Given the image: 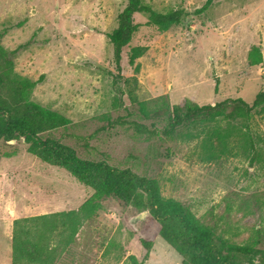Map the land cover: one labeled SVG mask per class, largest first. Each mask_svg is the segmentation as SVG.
Segmentation results:
<instances>
[{
	"label": "rangeland",
	"instance_id": "1",
	"mask_svg": "<svg viewBox=\"0 0 264 264\" xmlns=\"http://www.w3.org/2000/svg\"><path fill=\"white\" fill-rule=\"evenodd\" d=\"M145 1L159 12L193 14L164 32L136 16L133 44L148 49L137 61L138 73L124 59L123 75L131 81L121 83L119 106L113 104L116 68L106 34L117 27L127 0H0L1 43L9 50L27 44L14 58L15 70L42 77L34 100L70 118L49 135L82 158L157 179L164 197L181 201L231 243L259 241L264 248V112L247 132L231 121L148 139L131 123L164 127L165 115L156 114L161 96L181 110L188 100L204 105L240 97L252 103L264 91V0H214L200 14L194 11L206 0ZM255 45L263 54L259 65L248 59ZM146 101L147 120L140 112ZM92 194L64 168L29 153L23 138L0 142V264H12L15 219L78 210ZM148 224V211L109 197L83 221L56 264H134L129 256L142 259ZM145 264H182V257L158 236Z\"/></svg>",
	"mask_w": 264,
	"mask_h": 264
},
{
	"label": "trees",
	"instance_id": "2",
	"mask_svg": "<svg viewBox=\"0 0 264 264\" xmlns=\"http://www.w3.org/2000/svg\"><path fill=\"white\" fill-rule=\"evenodd\" d=\"M213 2L206 0L194 12L200 14L206 11ZM191 14L185 9L159 12L145 0H127L117 27L106 34L113 46L116 68V73L112 74V85L116 92L114 105L119 106L121 94L125 93L121 83L131 81V78L126 79L123 75L124 59L133 67L134 73H138L137 61L148 49L147 46L133 44L140 27L136 16L145 15L148 26L164 32ZM5 33L6 30L0 31V142L23 138L29 153L46 163L64 168L78 182L93 189V194L78 210L15 219L12 264H56L64 248L75 241L83 221L94 216L101 208L102 201L109 197L133 206L138 213H149L145 232L147 237L140 239L145 253L140 261L130 255L134 264H145L158 236L176 250L182 257V264H264V248L259 246V241L231 243L217 233L215 225L199 219L181 201L164 197L157 179L139 175L130 168H117L103 160L82 158L72 146L49 135L51 131L69 125L71 120L34 100V89L42 82V77L34 80L15 70L14 58L27 44L9 50L1 43ZM248 59L251 65L261 64V47L253 46ZM217 88L216 84L215 90ZM155 100L161 101L156 114L165 115L164 127H159L155 121L150 125L131 122L135 130L147 135L148 139L160 134L174 138L190 127L231 121H240L247 132L250 131L253 117L264 112V91L258 92L252 103L240 97L204 105L193 104L188 100L184 110L178 105L171 106L164 96ZM140 104L142 117L146 120L151 118L149 102ZM207 137L208 142L213 144L211 134ZM224 138L218 134V139ZM57 236H61V239L54 242L53 237Z\"/></svg>",
	"mask_w": 264,
	"mask_h": 264
},
{
	"label": "water",
	"instance_id": "3",
	"mask_svg": "<svg viewBox=\"0 0 264 264\" xmlns=\"http://www.w3.org/2000/svg\"><path fill=\"white\" fill-rule=\"evenodd\" d=\"M16 140L15 139H12V140H10L9 142L10 143H14Z\"/></svg>",
	"mask_w": 264,
	"mask_h": 264
}]
</instances>
